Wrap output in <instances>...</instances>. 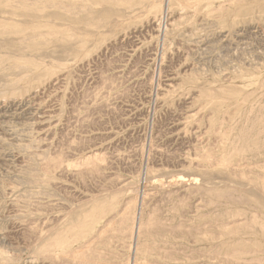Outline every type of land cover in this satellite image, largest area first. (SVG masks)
<instances>
[{"label":"rangeland","instance_id":"rangeland-1","mask_svg":"<svg viewBox=\"0 0 264 264\" xmlns=\"http://www.w3.org/2000/svg\"><path fill=\"white\" fill-rule=\"evenodd\" d=\"M74 1L0 0V264H264V0Z\"/></svg>","mask_w":264,"mask_h":264},{"label":"bare ground","instance_id":"bare-ground-1","mask_svg":"<svg viewBox=\"0 0 264 264\" xmlns=\"http://www.w3.org/2000/svg\"><path fill=\"white\" fill-rule=\"evenodd\" d=\"M65 1H66V0H65ZM67 1H68V0H67ZM73 1H74V0H73ZM79 1L81 2V0H79ZM84 1H85V0H84ZM118 1H119V0H118ZM187 1H188V0H186V1H184V2H187ZM189 1H191V0H189ZM210 1H211V0H210ZM240 1H242V0H240ZM60 2H61V1H60ZM74 2H75V1H74ZM77 2H78V1H77ZM181 2H182V1H181ZM211 2H214V1H211ZM47 3H48V2H47ZM78 3H79V2H78ZM171 3H172V2H171ZM187 3H188V2H187ZM206 3H207V2H206ZM50 4L52 5V3H50ZM183 4H184V3H183ZM189 4H191V2H190ZM192 4H193V3H192ZM195 4H196V3H195ZM202 4H203V3H202ZM231 4H232V3H230L229 5L231 6ZM65 5H67V4H65ZM68 5H69V4H68ZM68 5H67V6H68ZM71 5H72V4H71ZM71 5H70V6H71ZM223 5H224V3H223L222 5H219V6H218V7H219L218 9L221 10V6H223ZM57 6H59L60 8H64V7H61L60 4H58ZM158 6H159V5H158ZM193 6H194V5H193ZM237 6H238V5H237ZM76 7H77V6H76ZM199 7H200V6H199ZM224 7H225V6H224ZM37 8H38V7H37ZM46 8H47V6H46ZM48 8H49V7H48ZM226 8L228 9V7H226ZM237 8H238V7H237ZM241 8H242V7H240V9H241ZM43 9H44V8H43ZM64 9H65V8H64ZM76 9H77V8H76ZM202 9H203V8H202ZM214 9H215V8H214ZM218 9H217V10H218ZM223 9H225V8H223ZM215 10H216V9H215ZM234 10H236V9H234ZM71 11H72V10H71ZM73 11H74V10H73ZM203 11H204V10H203ZM203 11H202V12H203ZM236 11H237V10H236ZM58 12H59V11H58ZM211 12H212V11H211ZM64 13H65V12H64ZM70 13H71V12H70ZM206 13H207V12H206ZM206 13H205V14H206ZM201 14H202V13H201ZM69 15H70V14H69ZM206 15H207V14H206ZM206 15H205V16H206ZM223 15H224V14H223ZM217 17H219V16H217ZM171 21H172V20H171ZM160 22H161V21H160ZM169 22H170V21H169ZM155 26H156V25H155ZM158 26H159V25H158ZM202 26H203V25H202ZM210 26H211V25H210ZM3 29H4V28H3ZM1 30H2V29H1ZM9 30H10V29H9ZM11 30H12V29H11ZM59 30H62V29H59ZM205 30H206V29H205ZM49 31H50V30H49ZM30 32H31V31H30ZM0 33H1V32H0ZM2 34H3V33H2ZM14 34H16V35H20L22 41L24 40L25 42L28 41L29 39H31V38H29V37L27 36V34H26L25 32H23V31H20V32H17V33H14ZM60 34H61V33H60ZM38 35H39V34H38ZM47 35H49V34H47ZM185 35H186V34H185ZM9 36H10V35H9ZM35 36H36V35H35ZM41 36H42V35H41ZM43 36H44V35H43ZM45 37H46V36H45ZM180 37H181V36H180ZM12 38H13V37H12ZM43 38H44V37H43ZM191 38H192V37H191ZM57 39H58V38H57ZM58 40H59V39H58ZM193 40H194V39H193ZM52 41H53V40H52ZM56 41H57V40H56ZM56 41H55V42H56ZM75 41H76V40H75ZM179 41H180V40H179ZM35 42L38 43L37 41H35ZM42 42H43V41H42ZM47 42H48V41H47ZM181 43H182V42H181ZM39 44H40V43H39ZM44 44H47V43H45V41H44ZM165 44H166V43H165ZM68 45H69V44H68ZM176 45H177V44H176ZM163 47H164V46H163ZM190 47H191V46H190ZM176 48H177V47H176ZM26 50H27V49H26ZM185 50H187V49H185ZM31 51H32V50H31ZM4 53H5V52H4ZM9 54H10V53H9ZM47 54H48V53H47ZM65 54H66V53H65ZM10 55H11V54H10ZM41 55H42V54H41ZM52 55H53V54H52ZM23 56H24V55H23ZM25 56H26V55H25ZM32 58H33V57H32ZM29 59H30V58H29ZM42 59H43V58H42ZM169 59H170V58H169ZM39 60H40V59H39ZM42 61H44V60H41L40 62H42ZM163 62H164V61H163ZM52 63H53V62H52ZM43 64H44V63H43ZM166 64H167V63H166ZM46 65H47V64H46ZM168 65H169V64H168ZM53 66H54V65H51V67H53ZM21 68H22V67H21ZM48 68H49V67H48ZM17 69H19V67H18ZM42 71H43V70H42ZM40 72H41V71H40ZM24 75H25V74H24ZM28 75H29V74H28ZM20 77H21V76H20ZM32 77H33V76H32ZM170 78H171V77H170ZM98 80H99V79H98ZM101 80H102V79H101ZM176 81H177V80H176ZM53 82H54V81H53ZM167 82H168V81H167ZM171 82H172V81H171ZM41 83H42V82H41ZM164 83H166V81H165ZM168 83H170V81H169ZM172 83H173V82H172ZM255 83H256V82H255ZM162 84H163V82H162ZM3 86H4V84H3ZM47 86H48V85H47ZM51 86H52V85H51ZM51 86H50V87H51ZM50 87H49V88H50ZM57 87H58V86H57ZM104 87H106V86H104ZM166 87H167V86H166ZM26 88H28V87H26ZM53 88H54V87H53ZM44 89H45V88H44ZM61 89H62V88H61ZM96 89H97V88H96ZM168 89H169V88H168ZM173 89H174V88H173ZM222 89H223V87H222ZM224 89H226V88L224 87ZM100 90H102V89H100ZM229 90H230V89H229ZM237 90H238V89H237ZM237 90H236V91H237ZM26 91H27V90H26ZM46 91H47V90H46ZM208 91H210V90L208 89ZM220 91H221V90H220ZM230 91H231V90H230ZM0 92H1V91H0ZM6 92H7V91H6ZM226 92H227V91H226ZM2 93H4V92H2ZM27 93H28V92H27ZM34 93H35V92H34ZM36 93H37V91H36ZM202 93H203V92H202ZM216 93H219V91L216 92ZM251 93H252V92H251ZM37 94H38V93H37ZM203 94H204V93H203ZM252 94H253V93H252ZM48 95H49V94H48ZM215 95H216V94H215ZM230 95H232V93H231ZM234 95H235V93H234ZM31 96H32V95H31ZM33 96H34V95H33ZM35 96H37V95H35ZM39 96H40V95H39ZM99 96H100V95H99ZM235 96H236V95H235ZM90 97H91V96H90ZM222 97H223V95H222ZM226 97H227V96H226ZM35 98H36V97H35ZM223 98H224V97H223ZM227 98H228V97H227ZM227 98H226V99H227ZM232 98H233V97H232ZM235 98H236V97H235ZM33 99H34V97H33ZM39 99H40V98H39ZM39 99H34L35 104L37 103L36 101H39ZM19 100H20V99H19ZM23 100H24V99H23ZM31 100H32V99H31ZM189 100H190V99H189ZM219 100H220V99H219ZM228 100L230 101V99H228ZM237 100H238V99H237ZM5 101H6V100H5ZM12 101H13V100H12ZM12 101L9 102V103H12ZM25 101L28 102L27 100H25ZM25 101H24V102H25ZM232 101H233V99L231 100V102H232ZM242 101H243V99H242ZM18 102H19V101H18ZM41 102H42V101H41ZM52 102H53V101H52ZM208 102H209V101H208ZM235 102H236V101H235ZM235 102H234V103H235ZM243 102H244V101H243ZM0 103H1V102H0ZM22 103H23V102H22ZM29 103H30V102H29ZM32 103H34V102H31V104H32ZM228 103H230V102H228ZM234 103H233V104H234ZM238 103L240 104V102H238ZM241 103H242V102H241ZM7 104H8V103H7ZM18 104H19V103H18ZM86 104H87V103H86ZM224 104H225V103H224ZM231 104H232V103H231ZM3 105H4V104H2V106H3ZM11 105H12V104H11ZM15 105H16V103H15ZM26 105H28V104H26ZM26 105H25V106H26ZM88 105H89V104H88ZM235 105H236V104H235ZM263 105H264V104H263ZM12 106H13V105H12ZM12 106H11V107H12ZM28 106H29V105H28ZM30 106H31V105H30ZM33 106H34V105H33ZM35 106H36V105H35ZM222 106H223V104H222ZM224 106H225V105H224ZM0 107H1V106H0ZM3 107H4V106H3ZM11 107H10V108H11ZM14 107H15V106H14ZM38 107H39V105H38L36 108H38ZM98 107H99V106H98ZM232 107H234V106H232ZM5 108H6V107H5ZM15 108H16V107H15ZM32 108H34V107H32ZM32 108H30V109H32ZM55 108H56V107H55ZM71 108H72V107H71ZM227 108H228V107H227ZM229 108H230V107H229ZM6 109H7V108H6ZM20 109H21V108H20ZM24 109H25V108H24ZM28 109H29V108H28ZM40 109H41V108H40ZM42 109H43V108H42ZM46 109H47V108H46ZM49 109H50V108H49ZM73 109H74V108H73ZM75 109H76V108H75ZM86 109H87V108H86ZM88 109H89V108H88ZM109 109H110V108H109ZM224 109H225V108H224ZM224 109H223V110H224ZM260 109H261V108H260ZM2 110H3V109H2ZM4 110H5V109H4ZM8 110H9V108H8ZM13 110H14V109H13ZM251 110H252V109H250V112H252ZM26 111H27V109H26ZM39 111H40V110H39ZM41 111H42V110H41ZM108 111H109V110H108ZM227 111H228V110H227ZM260 111H261V110H260ZM16 112H17V111H16ZM42 112H45V111H42ZM42 112H41V113H42ZM18 113H19V112H18ZM23 113H24V112H23ZM23 113H22V114H23ZM26 113H27V112H26ZM35 113H37V109H36ZM45 113H47V112H45ZM48 113H51V112H48ZM226 113H227V112H226ZM238 113H239V112H238ZM1 114H2V113H1ZM5 114H6V113H5ZM22 114H20V115H22ZM30 114H32V113H30ZM30 114H29V115H30ZM39 114H40V113H39ZM240 114H241V112H240ZM240 114H239V115H240ZM261 114H262V113H261ZM36 115H37V114H36ZM36 115H34V116H36ZM45 115H47V114H45ZM48 115H49V114H48ZM219 115L221 116L220 113H219ZM40 116H41V115H40ZM40 116H39V117H40ZM222 116H223V115H222ZM231 116H233V115L231 114ZM235 116H236V114H235ZM242 116H243V115H242ZM250 116H251V115H250ZM250 116H249L248 118H250ZM1 117H2V116H1ZM18 117H19V116H18ZM39 117H38V118H39ZM42 117H43V119H46V118H44L45 116L42 115ZM47 117H48V116H47ZM84 117H85V116H84ZM207 117H208V116H207ZM245 117H246V115H245ZM257 117H258V116H257ZM6 118H7V117H6ZM8 118H9V117H8ZM8 118H7V119H8ZM2 119H4V118H2ZM7 119H6V120H7ZM29 119H30V118H29ZM33 119H34V117H33ZM33 119H32V122H33ZM72 119H73V118H72ZM226 119H227V118H226ZM255 119H256V118H255ZM257 119H259V118H257ZM17 120H18V119H17ZM25 120H26V119H25ZM30 120H31V119H30ZM35 120H36V119H35ZM38 120H39V119H38ZM41 120H42V119H41ZM215 120H216V118H215ZM236 120H237V119H236ZM250 120H251V119H250ZM250 120H248V121H250ZM0 121H1V120H0ZM7 121H9V120H7ZM46 121H48V120H46ZM50 121H51V120H50ZM53 121H54V120H53ZM217 121H218V119H217ZM245 121H246V120H245ZM258 121H259V120H258ZM21 122H23V121L21 120ZM51 122H52V121H51ZM54 122H55V121H54ZM54 122H53V123H54ZM58 122H59V121H58ZM58 122H57V123H58ZM222 122H223V121H221V123H222ZM234 122H235V120H234ZM34 123H35V122H34ZM39 123H40V122H39ZM44 123H45V122H44ZM57 123H56V124H57ZM94 123H95V121H94ZM224 123H226V122L224 121ZM253 123L256 124V122H253ZM1 124H3V123L1 122ZM23 124H24V123H23ZM40 124H41V123H40ZM56 124H55V126H56ZM248 124H249V123H248ZM251 124H252V123H251ZM254 124H253V125H254ZM262 124H263V123H262ZM3 125H4V124H3ZM18 125H19V124H18ZM21 125H22V124H21ZM30 125H31V124H29V126H30ZM33 125H35V124H33ZM33 125H31V126H33ZM36 125H37V124H36ZM45 125H46V124H45ZM58 125H59V124H58ZM219 125H220V124H219ZM222 125H223V124H222ZM228 125H229V124H228ZM14 126H15V125H14ZM16 126H17V125H16ZM38 126H39V125H38ZM42 126H43V124H42ZM49 126H50V125H49V123H48V127H49ZM67 126H68V125H67ZM69 126H70V125H69ZM72 126H73V125H72ZM195 126H196V125H195ZM220 126H221V125H220ZM233 126H234V125H233ZM235 126H236V125H235ZM6 127H7V125H6ZM6 127H5V128H6ZM35 127H36V126H35ZM44 127H45V126H44ZM48 127H47V128H48ZM237 127H238V126H237ZM247 127H248V126H247ZM252 127H253V126H252ZM252 127H251V128H252ZM263 127H264V125H263ZM17 128H18V127H17ZM27 128H28V127H27ZM47 128H46V129H47ZM231 128H234V127L231 126ZM231 128L229 127L230 130H232ZM243 128H244V127H243ZM25 129H26V128H25ZM36 129H37V128H36ZM39 129H40V127H39ZM43 129H45V128H43ZM53 129H54V128H53ZM229 129H228V130H229ZM235 129H236V127H235ZM235 129H234V130H235ZM247 129H248V128H247ZM257 129H258V128H257ZM262 129H263V128H262ZM262 129H261V130H262ZM2 130H3V129H2ZM5 130H6V129H5ZM31 130H32V129H31ZM50 130H51V129H50ZM195 130H196V129H195ZM225 130H227V129H225ZM241 130H243V129H241ZM241 130H239V131H241ZM6 131H7V130H6ZM11 131H12V130H11ZM24 131H25V130H24ZM24 131H22V132H24ZM34 131H35V130H34ZM40 131H41V130H40ZM47 131H48V130H47ZM51 131H52V130H51ZM236 131H237V130H236ZM2 132H5V131H2ZM7 132H8V131H7ZM29 132H30V130H29ZM217 132H218V131H217ZM220 132H221V131H220ZM225 132H228V131H225ZM225 132H222V133L224 134ZM230 132H231V131H230ZM233 132H235V131H233ZM247 132H248V131H247ZM0 133H1V132H0ZM10 133H11V132H10ZM34 133H35V132H34ZM47 133H48V132H46V134H47ZM50 133H52V132L49 131V134H50ZM240 133H241V132H240ZM242 133H244V132L242 131ZM251 133H252V132H251ZM251 133H250V134H251ZM1 134H2V133H1ZM4 134H5V133H4ZM4 134L2 135L3 137H4ZM12 134H13V133H12ZM16 134H17V133H16ZM16 134H15V135H16ZM24 134H25V133H24ZM32 134H33V132H32ZM37 134H38V133H37ZM62 134H63V133H62ZM225 134H226V133H225ZM230 134H231V133H230ZM230 134H229V135H230ZM234 134H236V133H234ZM245 134H247V133H245ZM261 134H262V133H261ZM15 135L13 134V136H15ZM22 135H23V134H22ZM27 135H28V134H27ZM66 135H67V134H66ZM71 135H72V134H71ZM229 135H227V136H229ZM236 135H237V134H236ZM243 135H244V134H243ZM7 136H8V135H7ZM23 136H24V135H23ZM32 136H33V135H32ZM42 136H43V135H42ZM46 136H48V135H46ZM49 136H50V135H49ZM230 136H231V135H230ZM240 136H241V138H239V140L242 139V134H241ZM248 136H249V134H248ZM15 137H16V136H15ZM22 138H23V137H22ZM28 138H29V137H28ZM30 138H31V137H30ZM33 138H34V136H33ZM50 138H51V137H50ZM53 138H54V137H53ZM61 138H62V137H61ZM108 138H109V137H108ZM229 138H230V137H229ZM233 138H234V136H233ZM236 138H237V137H236ZM18 139L21 140V138H18ZM45 139H46V138H45ZM47 139H48V137H47ZM47 139H46V140H47ZM11 140H12V139H11ZM16 140H17V138H16ZM24 140H25V139H24ZM51 140H52V139H51ZM61 140H62V139H61ZM103 140H104V139H103ZM234 140H235V138H234ZM234 140H233V142H234ZM239 140H237V141H239ZM262 140H263V139H262ZM26 141H27V140H26ZM40 141H42V140H40ZM9 142H11V141H9ZM15 142H16V141H15ZM17 142H18V141H17ZM17 142H16V143H17ZM23 142H24V141H23ZM31 142H32V140H31ZM50 142H51V141H50ZM25 143H26V142H25ZM34 143H36V142H34ZM67 143H68V142H67ZM230 143H231V142H230ZM237 143H238V142H236V144H237ZM1 144H2V143H1ZM10 144H12V143H10ZM32 144H33V142H32ZM41 144H42V143H41ZM236 144H235V146H237ZM263 144H264V143H263ZM12 145H14V144H12ZM28 145H29V144H28ZM59 145H60V144H59ZM233 145H234V143H233ZM241 145H242V144H241ZM241 145H240V146H241ZM6 146H7V145H6ZM43 146H44V145H43ZM43 146H42V147H43ZM45 146H46V145H45ZM45 146H44V147H45ZM54 146H55V145H54ZM245 146H246V145H245ZM46 147H47V146H46ZM55 147H56V146H55ZM68 147H69V146H68ZM82 147H83V146H82ZM7 148H8V147H7ZM10 148H11V147H10ZM35 148H38V149H39L38 146H35ZM71 148H72V147H71ZM83 148H84V147H83ZM236 148H237V147H236ZM248 148H249V146H248ZM262 148H263V147H262ZM4 149H5V148H4ZM18 149H19V148H18ZM52 149H53V146H52ZM66 149H68V148H66ZM234 149H235V148H234ZM15 150H16V149H15ZM41 150H42V149H41ZM41 150H40V151H41ZM45 150H46V149H45ZM49 150H50V149H49ZM53 150H54V149H53ZM53 150H52V151H53ZM55 150H56V148H55ZM88 150H89V149H88ZM19 151H20V150H19ZM64 151H65V150H64ZM103 151H104V150H103ZM193 151H194V150H193ZM233 151H234V150H233ZM13 152H14V151H13ZM34 152H35V151H34ZM34 152H32V153H34ZM37 152H39V151H37ZM46 152H47V151H45V153H46ZM49 152L51 153V151H49ZM58 152H60V151L58 150ZM58 152H57V153H58ZM227 152H228V151H227ZM22 153H23V152H22ZM26 153H27V152H26ZM32 153H30V154H32ZM41 153H42V152H41ZM50 153H49V154H50ZM66 153H68V152H66ZM66 153H64V156H65ZM94 153H95V152H94ZM94 153H92V155H95V154H96V153H95V154H94ZM103 153H104V152H103ZM36 154H37V153H36ZM52 154H53V153H52ZM59 154H60V153H59ZM61 154H62V152H61ZM80 154H81V153H80ZM90 154H91V153H90ZM98 154H99V153H97V156H98ZM216 154H217V153H216ZM240 154H241V153H240ZM12 155H14V154H12ZM22 155H23V154H22ZM22 155H21V160H22ZM34 155H35V154H34ZM37 155H38V154H37ZM39 155H40V154H39ZM41 155L44 156L43 154H41ZM54 155H56V154H54ZM54 155H53V156H54ZM67 155H68V154H66V158H67ZM99 155H100V154H99ZM238 155H239V154H238ZM10 156H11V153H10ZM53 156H52V157H53ZM56 156H58V155H56ZM71 156H72V155H71ZM71 156H69V157L72 158ZM89 156H90V155H89ZM229 156H230V153H229ZM5 157H6V156H5ZM15 157H17V156L15 155ZM18 157H19V156H18ZM29 157H30V156H29ZM52 157H50V158L52 159ZM61 157H62V156H61ZM82 157H87V158H88V155H86V156H82ZM91 157H92V156H91ZM104 157H105V156H104ZM113 157H114V156H113ZM203 157H204V156H203ZM244 157H245V156H244ZM55 158H56V157H55ZM89 158H90V157H89ZM95 158H96V156H95ZM95 158H94V156L92 157V161H93L92 164H94L95 161H94L93 159H95ZM237 158H238V157H237ZM24 159H27V157H26V158H23V160H24ZM30 159H31V158H30ZM35 159H36V158H35ZM64 159H65V158H64ZM68 159H69V158H68ZM97 159H98V161L100 160L98 157H97L95 160L97 161ZM118 159H119V158H118ZM238 159H239V158H238ZM39 160H41V159H39ZM43 160H46V159H43ZM62 160H63V159H62ZM76 160H77V159H76ZM84 160H85V158H84ZM90 160H91V159H90ZM90 160H87V165H88V161H90ZM226 160H227V159H226ZM239 160H240V159H239ZM243 160H244V159H243ZM26 161H27V160H26ZM26 161H23L22 163H24V162L26 163ZM29 161H30V160H29ZM34 161H35V160H34ZM64 161H66V160H64ZM78 161H79V159L77 160V163H80L81 160H80L79 162H78ZM82 161H83V159H82ZM82 161H81V162H82ZM92 161H91V162H92ZM98 161H97L98 164L96 163L97 165H99V162H102L101 160H100L99 162H98ZM103 161H105V160L103 159ZM40 162H42V161H40ZM40 162H39V163H40ZM45 162H46V161H45ZM45 162H44V163H45ZM48 162H49V161H48ZM67 162H68V161H67ZM206 162H207V161H206ZM236 162H237V161H236ZM240 162H241V161H240ZM243 162H244V161H243ZM262 162H263V161H262ZM262 162H259V163H262ZM31 163H32V162H31ZM31 163H30V164H31ZM42 163H43V162H42ZM58 163H59V162H58ZM60 163H61V162H60ZM73 163H74V162H73ZM77 163H76V164H77ZM210 163H211V162H210ZM259 163H258V165H259ZM26 164H27V163H26ZM45 164L47 165V163H45ZM45 164H44V165H45ZM64 164H65V163H64ZM64 164H63V165H64ZM66 164H67V163H66ZM76 164H75V165H76ZM83 164H84V163H83ZM83 164H82V165L80 164V165H81L80 168H82V169L85 168ZM92 164H90V165H92ZM103 164H104V163H103ZM238 164H239V162H238ZM262 164H263V163H262ZM7 165H8V164H7ZM9 165H10V164H9ZM11 165H12V164H11ZM18 165L20 166V164H18ZM90 165H89V167L92 168V166H90ZM101 165H102V163H101ZM101 165H100V166H101ZM243 165H244V164H243ZM249 165H250V164H249ZM58 166H60V164H59ZM58 166H57V167H58ZM65 166H66V168H67V165H65ZM78 166H79V165H78ZM82 166H83L84 168H83ZM102 166H103V165H102ZM211 166H212V165H211ZM231 166H232V165H231ZM239 166H240V165H239ZM239 166H238V167H239ZM244 166H245V165H244ZM246 166H247V165H246ZM250 166H251V165H250ZM253 166H254V165H253ZM253 166H251V167L253 168ZM255 166H256V165H255ZM255 166H254V167H255ZM32 167L34 168V166H32ZM32 167H30V168H32ZM37 167H38V166H37ZM42 167H43V166H42ZM47 167H48V166H47ZM49 167H50V166H49ZM52 167H53V166H52ZM52 167L49 168V169H52ZM54 167H55V166H54ZM60 167H63V166L61 165ZM71 167H72V166H71ZM71 167H70V168H71ZM73 167H74V166H73ZM76 167H77V166H76ZM86 167H87V166H86ZM94 167H95V166H94ZM98 167H99V166H98ZM103 167H104V166H103ZM238 167H237V168H238ZM241 167H242V166H241ZM241 167H240V168H241ZM4 168H5V167H4ZM45 168H46V166H45ZM45 168H44V169H45ZM55 168H56V167H55ZM64 168H65V167H64ZM66 168H65L64 170H66ZM74 168H75V167H74ZM77 168H78V167H77ZM105 168H106V166H105ZM233 168H235V167H233ZM20 169H21V168H20ZM20 169H19V170H20ZM34 169H35V168H34ZM37 169H38V168H37ZM49 169H48V170H49ZM72 169H73V168H72ZM100 169H101V168H100ZM245 169H246V168H245ZM29 170H30V169H29ZM52 170H53V169H52ZM61 170H62V168H61ZM74 170H75V169H74ZM80 170H81V169H80ZM80 170L77 169V171H80ZM84 170H87V168H85ZM91 170H92V169H91ZM101 170H102V169H101ZM230 170H231V169H230ZM232 170H233V169H232ZM235 170H236V169H235ZM238 170H239V169H238ZM258 170H259V169H258ZM25 171L28 172L27 170H25ZM36 171L38 172V170H36ZM41 171H42V170H41ZM43 171H46V170H43ZM43 171H42V172H43ZM93 171H94V170H93ZM240 171H241V170H240ZM245 171H246V170H245ZM263 171H264V170H263ZM72 172H73V171H72ZM83 172H84V171H83ZM95 172H97V171H95ZM98 172H99V171H98ZM98 172H97V173H98ZM237 172H238V171H237ZM242 172H244V171H241V173H242ZM69 173H70V172H69ZM97 173H96V174H97ZM241 173H240V174H241ZM246 173H247V172H246ZM263 173H264V172H263ZM31 174H32V173H31ZM38 174H39V173H38ZM65 174H68V172H66ZM72 174H73V173H72ZM78 174H79V173H78ZM87 174H88V170H87ZM237 174H238V173H237ZM243 174H244V173H243ZM249 174H250V173H249ZM50 175H51V174H50ZM53 175H54V172H53ZM57 175H58V174H57ZM70 175H71V174H70ZM74 175H76V173H74ZM91 175H92V174H91ZM99 175H100V174H99ZM235 175H236V173H235ZM40 176H41V175H40ZM76 176H77V175H76ZM85 176H86V174H85ZM87 176H88V175H87ZM95 176H96V175H95ZM100 176H101V175H100ZM237 176H238V175H237ZM34 177H35V176H34ZM42 177H43V176H42ZM61 177H62V175H61ZM78 177H79V176H78ZM105 177H106V176H105ZM263 177H264V176H263ZM39 178H41V177H39ZM51 178H54V177H51ZM55 178H56V177H55ZM91 178L93 179V176H92ZM101 178H102V177H101ZM34 179H35V178H34ZM41 179H42V178H41ZM103 179H104V178H103ZM258 179H259V178H258ZM258 179H257V180H258ZM260 179H261V178H260ZM50 180H51V179H50ZM55 180H56V179H55ZM12 181H13V180H12ZM25 181H26V179H25ZM28 181H29V180H27V182H28ZM30 181H34V182H36L35 180H30ZM41 181H42V180H41ZM44 181H45V180H44ZM67 181H68V180H67ZM113 181H114V180H113ZM262 181H264V180H262ZM10 182H11V181H10ZM50 182H51V181H50ZM94 182H95V180H94ZM102 182H103V181H102ZM168 182H169V181H168ZM258 182H259V181H258ZM37 183H38V182H37ZM42 183H43V182H42ZM96 183H97V182H96ZM174 183H175V182H174ZM187 183H189V182H187ZM217 183H218V182H217ZM220 183H221V182H220ZM44 184H45V183H44ZM94 184H95V183H94ZM110 184H111V183H110ZM226 184H227V183H226ZM259 184H262V183L260 182ZM114 185H115V184H114ZM118 185H119V184H118ZM167 185H168V184H167ZM62 186H63V185H62ZM82 186H83V184H82ZM171 186H172V185H171ZM182 186H183V185H182ZM195 186H196V185H195ZM204 186H205V185H204ZM224 186H225V183H224ZM7 187H8V186H7ZM60 187H61V185H60ZM65 187H66V186H65ZM85 187H86V186H85ZM176 187H177V186H176ZM180 187H181V186H180ZM228 187H229V186H228ZM230 187H231V186H230ZM130 188H131V187H130ZM198 188H199V187H198ZM210 188H211V187H210ZM67 189H69V187H67ZM122 189H123V188H122ZM107 190H108V189H107ZM258 191H259V190H258ZM258 191H257V192H258ZM260 191H261V190H260ZM8 192H9V191H8ZM117 192H118V191H117ZM73 193H74V192H73ZM261 193H262V192H261ZM22 194H23V193H22ZM174 194H175V193H174ZM184 194H185V193H184ZM246 194H247V193H246ZM16 195H17V194H16ZM16 195H14V196H16ZM19 195H20V194H19ZM19 195H18V196H19ZM32 195H33V194H32ZM42 196H43V195H42ZM226 196H227V195H226ZM229 196H230V195H229ZM73 197H74V196H73ZM98 197H99V196H98ZM13 198H14V197H13ZM24 198H25V196H24ZM95 198H96V197H95ZM95 198H93V199H95ZM25 199H26V198H25ZM20 200H21V199H20ZM20 200H19V202H20ZM39 200H40V199H39ZM71 200H72V199H71ZM82 200H83V199H82ZM91 200H92V199H91ZM104 200H105V199H104ZM104 200H103V201H104ZM107 200H108V199H107ZM244 200H245V199H244ZM17 201H18V200H17ZM23 201H24V200H23ZM25 201H27V200H25ZM25 201H24V203H25ZM101 201H102V199H101ZM103 201H102V202H103ZM246 201H247V200H246ZM27 202H28V201H27ZM30 203H31V202H30ZM30 203L28 204V206L30 205ZM36 203H37V202H36ZM36 203H35V204H36ZM41 203H42V202H41ZM49 203H50V202H48V204H49ZM130 203H131V202H130ZM39 204H40V202H39ZM39 204L37 203L38 206L41 205V204H40V205H39ZM43 204H44V203H43ZM43 204H42V205H43ZM46 204H47V203H46ZM53 204H55V203H52V205H53ZM87 204H89V203L87 202ZM107 204H108V203H107ZM115 204H118V201H117V203H115ZM11 205H12V204H11ZM15 205H16V204H15ZM26 205H27V204H26ZM42 205H41V207H45V206H42ZM49 205H50V204H49ZM119 205H120V204H119ZM119 205H118V206H119ZM126 205H127V204H126ZM57 206H58V205H57ZM113 206H115V205H113ZM131 206H132V205H131ZM16 207H17V205H16ZM18 207H19V206H18ZM18 207H17V208H18ZM64 207H65V205H64ZM105 207H106V206H105ZM109 207H110V206H109ZM127 207H128V206H126V208H127ZM12 208H13V206H12ZM21 208L24 209V207H21ZM49 208H50V206H49ZM52 208H54V207L51 206V209H52ZM57 208H58V207H57ZM106 208H107V207H106ZM128 208H129V207H128ZM37 209H39V208H37ZM37 209H35V210L37 211ZM43 209H44V208H43ZM43 209H42V210H43ZM46 209H47V208H46ZM59 209H60V208H59ZM109 209H110V208H109ZM118 209H119V208H118ZM90 210H91V209H90ZM100 210H101V209H100ZM100 210H99V211H100ZM113 210H115V208H114ZM127 210H128V209H127ZM18 211H20V210H18ZM58 211H59V210H58ZM104 211H105V210H104ZM110 211H111V210H110ZM110 211L108 210V211H106V212H110ZM124 211H125V210H124ZM124 211H123V212H124ZM16 212H17V211H16ZM20 212H21V211H20ZM64 212H65V210H64ZM64 212H63V213H64ZM73 212H74V211H73ZM113 212H114V211H113ZM120 212H121V211H120ZM120 212H119V213H120ZM125 212H126V211H125ZM79 213H80V212H79ZM79 213H78V214H79ZM65 214H66V213H65ZM101 214H103V212H101ZM106 214H107V213H106ZM106 214H105V216H106ZM113 214H114V213H113ZM120 214H122V213H120ZM126 214H127V213H125V215H126ZM69 215H70V213H69ZM69 215H68V216H69ZM79 215H80V214H79ZM79 215H78V216H79ZM111 215H112V213H111ZM118 215H119V214H118ZM122 215H123V214H122ZM93 216H94V214H93ZM93 216H92V217H93ZM99 216H100V215H99ZM99 216H98L97 218H100V217H101V216H100V217H99ZM105 216H104V217H105ZM112 216H113V215H112ZM114 216H115V215H114ZM257 216H258V215H257ZM64 217H65V216H64ZM64 217H63L62 219H64ZM83 217H84V216H83ZM104 217H103V218H104ZM66 218H67V216H66ZM114 218H116V217H114ZM117 218H118V217H117ZM32 219H34L33 221L38 222L37 220H35V218H32ZM57 219H60V221H62L61 218H57ZM101 219H102V218H100L99 220H101ZM108 219H109V218H108ZM110 219H111V221H112V220H113V217H110ZM121 219H122V218H121ZM38 220H39V219H38ZM50 220H51V219H50ZM53 220H56V219H53ZM124 220H125V219H124ZM29 221H30V220H29ZM33 221H32V223H33ZM60 221H59V222H60ZM63 221H64V220H63ZM63 221H62V223H64ZM118 221H119V220H118ZM125 221H126V220H125ZM125 221H124V222H125ZM132 221H133V220H132ZM147 221H148V220H147ZM41 222H42V221H41ZM56 222H57L59 225L61 224V223L58 222V220H57ZM56 222H55V223H56ZM78 222H79V221H78ZM98 222H102V221H98ZM103 222H105V221H103ZM112 222H113V221H112ZM124 222H123V223H124ZM158 222H159V221H158ZM55 223H54V224H55ZM96 223H97V222H96ZM105 223H106V222H105ZM116 223H117V222H116ZM120 223H121V222H120ZM42 224H43V223H41L40 225H42ZM49 224H50V223H49ZM58 224H56V225H57V228H58ZM79 224H80V223H79ZM107 224H108V223H107ZM113 224H114V222H113ZM117 224H118V223H117ZM126 224H127V223H126ZM35 225H36V223H35ZM40 225H37V227L40 226ZM47 225H48V223H47ZM50 225H51V224H50ZM118 225H119V224H118ZM120 225H121V224H120ZM29 226H30V224H29ZM32 226H33V225H32ZM48 226H49V225H48ZM53 226H54V225H53ZM114 226H116V225H114ZM30 227H31V226H30ZM41 227H42V226H41ZM44 227H45V226H44ZM106 227H107V226H106ZM127 227H128V226H127ZM127 227H126V228H127ZM161 227H162V226H161ZM161 227H160V228H161ZM15 228H16V227H15ZM31 228H32V227H31ZM31 228H30L29 230H31ZM42 228H43V227H42ZM49 228H50V226H49ZM52 228H53V227H52ZM79 228H80V226H79ZM96 228H97V227H96ZM122 228H123V226H122ZM130 228H131V226H130ZM130 228L128 227V229H130ZM35 229H36V228H35ZM46 229H47V228H46ZM46 229H45V230H46ZM54 229H55V227H54ZM97 229H98V228H97ZM107 229H109V228H107ZM112 229L114 230V227H113ZM128 229H125L124 231H127ZM132 229H133V228H132ZM132 229H131L130 231H132ZM145 229H146V228H145ZM23 230H24V229H23ZM41 230H42V229H41ZM55 230H56V229H55ZM76 230H77V229H76ZM100 230H102V229L100 228ZM100 230H99V233H100ZM105 230H106V229H105ZM146 230H147V229H146ZM25 231H26V230H25ZM50 231H51V229H50ZM50 231H49V232H50ZM60 231H61V230H59L58 232H60ZM95 231H96V230H95ZM111 231H112V230H111ZM118 231H119V230H118ZM118 231H117V232H118ZM122 231H123V230H122ZM133 231H134V230H133ZM143 231H144V230H143ZM27 232H28V231H27ZM27 232H25V233H27ZM35 232H36V231H35ZM51 232H52V231H51ZM77 232H78V231H77ZM77 232H76V233H77ZM96 232H97V231H96ZM102 232H105V231L102 230ZM119 232H121V231H119ZM139 232H142V231H139ZM139 232H138V233H139ZM163 232H164V231H163ZM171 232H172V231H171ZM16 233H17V232H16ZM28 233H30V231H29ZM38 233H39V232H38ZM46 233H48V231H47ZM131 233H132V232H131ZM131 233L129 232V234H131ZM133 233H134V232H133ZM176 233H177V232H176ZM30 234H31V233H30ZM30 234H28V235H30ZM34 234H35V233H34ZM42 234H43V233H42ZM49 234H50V233H49ZM95 234H96V233H95ZM101 234H102V233H101ZM107 234H110V232H109V233L107 232ZM117 234H118V233H117ZM156 234H157V233H156ZM26 235H27V234H26ZM37 235H38V234H37ZM37 235H36V236H37ZM39 235H40V234H39ZM98 235H99V234H98ZM98 235H96V236H98ZM127 235H128V234H127ZM171 235H172V234H171ZM32 236H33V235H32ZM32 236H31V237H32ZM89 236H90V235H89ZM105 236H107V235H105ZM128 236H129V235H128ZM133 236H134V234H133ZM64 237H65V236H64ZM92 237H93V236H92ZM101 237L103 238L104 236H101ZM107 237H108V236H107ZM107 237H106V238H107ZM109 237H110V236H109ZM130 237H132V235H131ZM23 238H24V237H23ZM32 238H33V237H32ZM94 238H95V239H98V238H96L95 236H94ZM99 238H100V237H99ZM37 239H38V238H37ZM68 239H69V238H68ZM135 239H136V238H135ZM38 240H39V239H38ZM93 240H94V239H93ZM98 240H99V239H98ZM103 240H104V239H102L101 241L99 240V241H100L101 243H103V242H102ZM62 241H63V240H62ZM96 241H97V240H96ZM35 242H36V238H35ZM38 242H39V241H38ZM104 242H105V241H104ZM31 243H32V242H31ZM33 243H34V242H33ZM33 243H32V244H33ZM88 243H89V242H88ZM88 243H87V244L84 243V244H85V245H88ZM91 243H93V242H90L89 244H91ZM95 243H97V242H95ZM95 243H94V244H95ZM47 244H48V243H47ZM71 244H72V243H71ZM84 244H83V245H84ZM20 245H21V244H20ZM22 245H23V244H22ZM53 245H54V244H53ZM34 246H35V245H34ZM42 246H43V245H42ZM51 247H52V246H51ZM56 247H57V246H56ZM15 248H16V247H15ZM54 248H55V247H54ZM77 248H78V247H77ZM79 248H81V246H80ZM79 248H78V249H79ZM84 248H86V246H84ZM11 249H12V248H11ZM31 249H32V247H31ZM34 249H35V248H34ZM82 249H83V248L79 249L78 252L81 251ZM91 249H92V247H91ZM76 250H77V249H76ZM76 250H74V251H76ZM86 250H87V249H86ZM41 251H42V250H41ZM71 251H72V250H71ZM93 251H94V248H93ZM29 252H30V251H29ZM86 252H88V251H86ZM89 252H90V251H89ZM91 252H92V251H91ZM94 252H95V251H94ZM171 252H172V251H171ZM59 253H60V252H59ZM92 253H93V252H92ZM134 253H135V252H134ZM164 253H165V250H164ZM81 254H83V250H82V253H81ZM84 254H85V253H84ZM89 254H90V253H89ZM68 255H70V251H69ZM68 255H67V256H68ZM71 255H72V254H71ZM71 255H70V256H71ZM75 255H76V253L74 254V256H75ZM78 255H79V254H78ZM85 255H87V253H86ZM91 255H92V254H91ZM97 255H98V254H97ZM103 255L106 256L105 254H102V256H103ZM159 255H160V254H159ZM56 256H57V255H56ZM81 256H82V255H81ZM94 256H95V255H94ZM43 257H45V256H43ZM54 257H55V256H54ZM59 257H60V255H59ZM59 257H58V258H59ZM85 257L89 258L88 255L85 256ZM47 258H48V256H47ZM67 258H68V257H67ZM75 258H76V256H75ZM81 258H82V257H81ZM96 258H97V257H96ZM113 258H114V257H113ZM59 259H60V258H59ZM76 259H77V258H76ZM79 259H80V258H79ZM79 259H78V260H79ZM90 259H91V258H90ZM56 260H57V259H56ZM78 260H77V261H78ZM81 260H82V259H81ZM93 260H96V259L93 258ZM93 260L91 259V262H92ZM54 261H55V260H54ZM63 261H64V260H63ZM66 261H67V260H66ZM69 261H70V260H69ZM105 261H106V260H105ZM57 262H58V261H57ZM96 262H97V261H95V264H96ZM100 262H101V261H100ZM64 263H65V261H64ZM73 263H75V262H73ZM81 263H82V262H81ZM84 263H86V262L84 261ZM104 263H105V262H104ZM60 264H61V263H60ZM77 264H78V263H77ZM86 264H87V263H86ZM90 264H91V263H90ZM97 264H98V263H97ZM101 264H103V263H101ZM105 264H106V263H105ZM153 264H154V263H153ZM234 264H235V263H234ZM246 264H247V263H246Z\"/></svg>","mask_w":264,"mask_h":264}]
</instances>
